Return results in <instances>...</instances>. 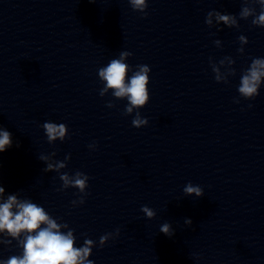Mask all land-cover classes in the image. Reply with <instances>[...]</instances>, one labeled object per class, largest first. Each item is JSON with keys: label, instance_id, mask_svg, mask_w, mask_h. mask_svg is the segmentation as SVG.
<instances>
[{"label": "clouds", "instance_id": "obj_1", "mask_svg": "<svg viewBox=\"0 0 264 264\" xmlns=\"http://www.w3.org/2000/svg\"><path fill=\"white\" fill-rule=\"evenodd\" d=\"M95 2V0H90ZM239 18L247 20L251 17V23L254 26L264 28V0H243ZM133 10L146 13L148 0H129ZM258 4L260 12L257 13L256 8L249 6ZM213 17H215L217 25L222 24L232 28L239 27L237 17L231 14H222L219 11H209L205 23L209 27H213ZM241 47L238 49L243 53V45L248 43L245 36L239 38ZM217 47H221V41L215 40ZM132 55L131 52L122 51L118 58H113L109 63L98 69V78L103 83L100 89V96H105L111 91L112 96L117 100L126 99L128 101L124 109L125 115L135 116L132 120V126L139 129L147 126L149 121L140 114V109L144 108L149 100V73L151 71L148 65H137L136 70L132 71L130 65L126 63L127 59ZM210 65L215 80L220 83H227L229 76L235 75V69L232 65L235 61L231 57H224L215 63L210 58ZM227 63L228 68L225 73H221V67ZM132 71L131 77L128 73ZM264 82V58H253L250 66L244 70L238 93L244 99H254L259 95V89ZM234 102L239 103V100ZM107 107H114L112 102ZM252 105H249L251 108ZM50 144L57 140L64 141L68 136V128L65 124H56L53 122H45L42 125ZM12 134L6 129L0 127V153L12 147ZM18 146V145H17ZM89 149L95 150L96 144H90ZM56 153L49 155H40L39 160L46 163L45 172H56L62 181V189L69 187L76 188L82 194L79 200L72 201L73 205L84 203V196L87 195L89 177L77 171L74 175L61 172L66 168V161L71 159L70 154L66 155L64 161L54 160ZM186 196L202 197L204 192L200 186H194L192 183L185 185L183 189ZM141 211L148 219H153L156 215L155 211L148 206H142ZM185 224L191 226V219H185ZM67 229V231H63ZM160 232L166 236L172 237L175 233L169 223H164L160 227ZM119 235V229L115 234L106 233L99 238V246L103 247L110 239ZM17 241V245L22 249L21 255H12L6 260H0V264H93L89 259L92 255V248L95 242L91 239H85L83 246L76 247V237L74 230L69 228L67 223H58L44 207L32 202L30 199H20L17 194L7 195L5 199V188L0 186V243L11 244Z\"/></svg>", "mask_w": 264, "mask_h": 264}]
</instances>
